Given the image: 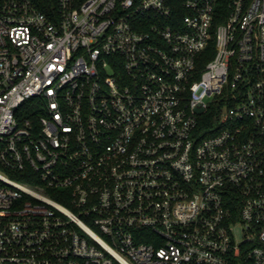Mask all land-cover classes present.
Instances as JSON below:
<instances>
[{"label": "built area", "instance_id": "2783aa9c", "mask_svg": "<svg viewBox=\"0 0 264 264\" xmlns=\"http://www.w3.org/2000/svg\"><path fill=\"white\" fill-rule=\"evenodd\" d=\"M0 264H264V0H0Z\"/></svg>", "mask_w": 264, "mask_h": 264}, {"label": "trees", "instance_id": "16d2710c", "mask_svg": "<svg viewBox=\"0 0 264 264\" xmlns=\"http://www.w3.org/2000/svg\"><path fill=\"white\" fill-rule=\"evenodd\" d=\"M208 52H209L208 57H211V55L213 54V47H210ZM213 114H214V112H211V113H208L207 116H208V115L211 116V115H213ZM209 126H211V125H209ZM202 128L207 132V134L211 132V131H209V130H206V128H208V124H206V121H205V123L202 125Z\"/></svg>", "mask_w": 264, "mask_h": 264}]
</instances>
